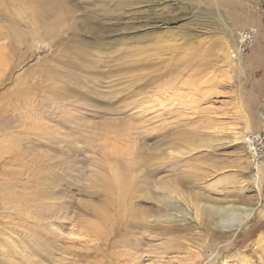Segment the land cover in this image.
Listing matches in <instances>:
<instances>
[{"label": "rangeland", "instance_id": "obj_1", "mask_svg": "<svg viewBox=\"0 0 264 264\" xmlns=\"http://www.w3.org/2000/svg\"><path fill=\"white\" fill-rule=\"evenodd\" d=\"M232 130L244 142L212 134ZM253 132L264 133V0H0V264H208L168 235L132 228L149 238L129 242L120 197L100 185L119 163L134 183L178 178L172 167L190 163V219L207 202L263 211ZM155 146L172 151V167L143 150ZM139 200L136 212L157 213ZM263 236L264 215L252 218L217 247V264H247Z\"/></svg>", "mask_w": 264, "mask_h": 264}, {"label": "bare ground", "instance_id": "obj_2", "mask_svg": "<svg viewBox=\"0 0 264 264\" xmlns=\"http://www.w3.org/2000/svg\"><path fill=\"white\" fill-rule=\"evenodd\" d=\"M212 134L229 136L233 138L235 142H244V138L240 137V134L235 131H230V133H226L225 131H215ZM210 137V136H209ZM194 138L193 135H186L185 140H192ZM211 144H214L216 141L212 140V137L206 139ZM227 140V139H226ZM219 141V140H218ZM172 142H168L167 145ZM146 152H158L160 160L162 161L161 166L168 168L172 166H167V163L163 161L169 160L170 156L173 154L169 148L160 149L159 146L148 147L143 149ZM193 167L190 163H183L178 166L172 167V172L180 171V177L174 179L167 180H158L155 183L150 181H139V183H134L132 181H128V178L122 177V173H126L128 170H131L129 165L123 166L122 164H118L116 169L114 170V178L102 181L100 187L106 192V197L112 201L120 197L121 207L119 209V215H123V218L127 217V223L119 230V233L125 232L130 229L132 234V228L137 231H148V235H168L174 238L173 243L176 244L179 250H184L186 255L190 257H201L203 262L211 258V261L208 262L210 264L212 262L217 264L220 263L221 256L219 252H217V247L220 246L224 242L231 241L241 229L244 227L246 223H248L254 217H263L264 210L260 211L258 208H254L256 205H251V203L247 201H242L241 203L244 205H237L235 201H229L225 203V205H221L217 202H207L201 211L198 207H194V213L190 219V215L186 212L185 209L182 208L183 204V196L185 192L183 188H193L186 181L188 178L185 175L187 174L186 168ZM253 181L256 183V176H251ZM11 189V187H7ZM240 188L246 189V181L240 179ZM258 188V187H257ZM259 189V188H258ZM99 196V194H95ZM198 196V195H197ZM138 199L146 201V203L153 204L158 208L157 213L154 211H146L139 210L136 212L134 210L133 205L137 204L134 201H138ZM139 200V201H140ZM191 207V203L189 205ZM105 212L110 215L108 208L104 207ZM103 210H99L94 216L99 220L100 223L104 224L108 221L107 216L105 215ZM162 212V213H161ZM134 219L136 220H133ZM191 220V221H189ZM190 223L195 222L198 224V229H202L203 232L206 231V236H202L201 232L195 231L194 227H187L184 225L183 227H179L180 223ZM161 226V227H160ZM222 232V237L218 236V232ZM224 233V234H223ZM125 234H121L124 236ZM149 236L145 237L143 234L140 238L129 237L127 233L124 238L128 237V241H135L138 244H146ZM195 236L200 237L203 241V244L198 248L194 244ZM222 239V240H221ZM183 241V242H181ZM91 242V241H90ZM111 244V246H113ZM208 248L209 257H205L202 252V248ZM68 250V249H67ZM65 249V252L67 251ZM94 251L98 252L99 249L94 247ZM151 251V250H150ZM89 253L80 255V253H76L80 259L84 258L85 260L92 257V251H88ZM151 253V252H150ZM264 253V236L261 239L260 246L255 253V255L251 257H247L243 262L247 264H254L255 258L261 259V254ZM123 256H131L126 253ZM133 257H139L137 252L133 253ZM255 257V258H254ZM132 260V259H131ZM241 261V262H242ZM238 264H240L238 262Z\"/></svg>", "mask_w": 264, "mask_h": 264}, {"label": "built area", "instance_id": "obj_3", "mask_svg": "<svg viewBox=\"0 0 264 264\" xmlns=\"http://www.w3.org/2000/svg\"><path fill=\"white\" fill-rule=\"evenodd\" d=\"M246 144L251 156H256V165L264 162V133L247 134Z\"/></svg>", "mask_w": 264, "mask_h": 264}]
</instances>
